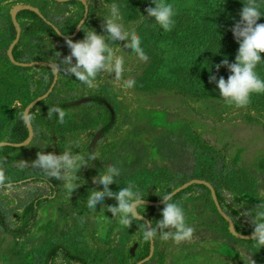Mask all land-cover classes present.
Returning <instances> with one entry per match:
<instances>
[{
	"label": "rangeland",
	"instance_id": "obj_1",
	"mask_svg": "<svg viewBox=\"0 0 264 264\" xmlns=\"http://www.w3.org/2000/svg\"><path fill=\"white\" fill-rule=\"evenodd\" d=\"M78 1L88 5L95 3L90 14L87 7L80 20L83 30H95L104 35V21L111 7L116 5L122 29L141 37V48L148 59L142 60L127 46L128 41L109 39L106 42L113 57L123 58V70L118 76L101 70L89 85L70 71L75 60L66 62L71 52L67 43L49 37L41 39L36 57L56 63L62 74L56 80L57 87L48 91L45 98L50 94L63 99L73 95H100L116 111V124L109 132H103L100 127L105 111L84 108L78 128L71 132L57 134L41 130L37 133L30 118L34 105H27L32 137L21 151L9 157V171L18 174L22 170H37L60 184L59 189H65L66 194L59 193L39 209L37 222L28 235L16 240L0 235V264H34L36 251L52 238L66 237L74 227L77 232L72 233L71 243L90 257L91 261L85 264H117V251L135 253L142 229L140 220L144 218L151 223V229L157 231L159 248L164 249L171 237L163 239L161 236L176 230L158 227L163 209L154 202L150 203V210H142L141 219L129 217L128 227L122 226L119 216L109 211L116 204L110 206L102 202L83 218L72 210V200L78 195L101 187L96 181L109 167L119 171L114 182L124 183L136 178L140 188L145 186L149 190L147 194H155L160 201H165L166 193H172L173 197L180 188L193 183L204 184L209 189L215 211L210 204L209 207L203 204V199H207L204 195L184 197L189 199L182 207L186 224L194 231L191 238L171 243L170 264H176L183 257L187 258L185 264H194V257L202 249L209 253L211 264H261L258 249L253 251L240 240L251 237L249 210L264 204V109L257 99L258 93H253L245 106L228 103L220 96L215 80L210 82V77L227 79L230 72L227 66L216 71L215 65L220 61L214 62L209 50L198 62L197 38H203V44H210L214 15L206 11L196 14L188 5H182V0H164L176 10L174 27L165 32L144 11L154 6L151 0ZM58 7L49 6L51 17L65 14L66 8ZM82 28L78 40L85 36ZM128 80L135 81L133 87H124ZM20 104L17 101V105ZM66 151L80 154L86 161L76 174L75 191H69L68 181L53 177L33 164L40 152L63 154ZM89 156L94 158L89 159ZM202 172L206 176H196ZM213 183L221 189L223 204ZM41 186L44 184L7 189L3 195L6 207L19 209L28 193ZM139 191L142 196L144 192ZM216 200L231 222L220 213ZM219 216L228 222L231 236L224 231L226 226ZM223 249L229 258L218 252Z\"/></svg>",
	"mask_w": 264,
	"mask_h": 264
},
{
	"label": "trees",
	"instance_id": "obj_2",
	"mask_svg": "<svg viewBox=\"0 0 264 264\" xmlns=\"http://www.w3.org/2000/svg\"><path fill=\"white\" fill-rule=\"evenodd\" d=\"M247 2L248 0H182V5H188V9L196 14H198V11H206V13L211 12L214 15L213 23H211L214 34L210 36V44H203V38H197L200 44H198V51L200 48L198 62L201 61V58L208 50L214 62L220 61L221 63L225 58L229 60V63L235 61L239 44L231 29L240 20L239 13L244 3ZM256 2L264 4V0H256ZM26 4H31L36 10L25 8ZM49 6L57 7L56 9H59L58 6L66 8L65 14L51 17ZM87 7L90 14L92 8L94 9L95 7V3L88 5L78 0L64 2L57 0H0V143H6L0 146V175L4 177L3 182H0V235H9L14 240L22 238L31 232L37 222L38 212L42 206L57 198L59 193L66 194L65 189H59L60 184L37 170H22L18 174L9 171V157L23 149V147L16 144L25 143L31 135L26 113L27 105L44 97L56 78L54 68L51 65L20 66L14 62L31 63L41 60L35 54L39 52L42 38L49 37L65 43L68 39L77 41L81 32L76 36L75 33ZM15 8H20L15 15L18 24L21 26V36L11 50L12 57L10 59L9 50L18 33L13 15ZM263 18L258 23H261ZM190 21H192V18ZM205 30L207 31L208 29ZM45 60L49 61L48 59ZM193 64L196 65L195 62ZM257 71L264 78V65H258ZM61 75L60 71L59 78H61ZM257 99L264 109V93H258ZM17 101L21 102V104L17 105ZM57 108L66 113L63 122L58 119V114L55 112ZM84 108L87 111L96 109L105 111V118L102 119L104 123L100 127L101 131L109 132L116 124V111L108 100L100 95H90L88 97L73 95L68 99H63L54 98L50 94L47 98L34 104L30 111V118L37 133L44 130L63 134L71 132L75 127L78 128V120L79 117H82ZM77 110L78 113H76ZM219 173L221 175L223 171L220 170ZM196 176L204 177L206 175L202 172L197 173ZM212 180H214V177ZM40 183H43L44 186L29 192L19 209H8L6 207L3 195L7 189L24 185L30 186L31 184L39 185ZM137 183L138 180L132 177L129 182H114L108 188L116 193L132 184L136 189L144 192L142 194L143 202L153 203L161 200L155 194H147L148 188L145 186L140 188ZM213 184L218 198L223 204L221 189L215 183ZM72 191H75V189ZM91 191L102 193L104 188H90L84 195L80 194L72 200V210L82 218L90 210L87 208V198ZM196 194L204 195L207 199H203V204L206 206L210 204V208L215 211L210 191L201 183H193L180 188L179 193L172 197V202H178L183 205L189 200L185 199L186 195H191L192 197V195L196 196ZM103 202L110 203V206L118 203L115 197L108 196H105ZM165 205L158 206V208L163 209ZM143 207L148 210L152 208V206L144 203ZM153 208H156V206ZM142 210H140L141 213ZM219 217L224 227L226 226L224 231L231 236L228 222L222 216ZM140 223L142 229L139 233L138 247L135 253L117 251L115 254L116 258H119L116 262L117 264H135L149 255L151 243L150 240H145L143 236L144 227H148V223L145 218L141 219ZM76 230L75 227L72 231L69 230L70 232L62 239L52 238L44 247L40 248L39 252L36 251L34 264H57L58 262L63 264H85L91 261L89 256L87 257L85 253H81L80 249L78 247L75 248L71 243L73 240L72 233L77 232ZM240 241L244 245L251 247L253 251L258 249L256 251V253L259 252L257 258L261 264H264V248L256 247L251 237ZM164 251V249L157 247L154 260L152 259L147 264H154L153 261L163 263L165 259Z\"/></svg>",
	"mask_w": 264,
	"mask_h": 264
},
{
	"label": "clouds",
	"instance_id": "obj_3",
	"mask_svg": "<svg viewBox=\"0 0 264 264\" xmlns=\"http://www.w3.org/2000/svg\"><path fill=\"white\" fill-rule=\"evenodd\" d=\"M154 6L147 7L144 11L147 17L154 18V23L158 24L165 32H169L174 27L173 17L176 10L171 3H165L164 0H151ZM264 4L257 3L256 0H248L244 3L239 16L240 20L234 24L231 31L239 44L235 61L229 63L225 58L220 64L215 65L216 71L222 66H227L230 75L225 79L220 76L218 79L210 77V82L215 80L219 89L220 96L228 103H234L238 106H245L250 102L253 93H264V78L257 71L258 65H264V23L258 21L264 17ZM144 16V15H142ZM121 14L116 5L111 7L110 15L105 19L103 25L104 34H98L95 30L86 31L82 40H66L70 48V55L66 62L71 63L75 60V65L70 71L80 80L91 85L101 70L115 73L117 76L123 70V58H114L112 50L107 40L128 41V47L131 48L142 60H147L141 48V37L136 33H129L122 29L120 23ZM135 84L134 80L125 82L124 87L130 88ZM55 112L58 119L63 122L66 113L57 108ZM94 156H89V159ZM86 163L80 154L64 152L63 154L38 153V158L33 162L53 177L68 181L69 191L74 190L77 179L76 174ZM119 175L118 169L109 167L106 174L100 176L96 181L99 186L104 188V192L91 191L87 198V208L95 210L97 205L104 201L105 196L115 197L117 205L110 207L114 215L119 216V223L128 227L131 223L129 217L141 219L139 215L143 207V198L140 191L130 184L128 187L120 189L118 192H112L108 186L114 183V176ZM4 177L0 175V182ZM163 199L168 201L162 210V219L158 222L159 228H174V233H164L163 239L173 238L180 242L191 238L193 228L187 226L185 213L178 202H172V193H166ZM249 222L252 225L251 240L255 242L258 248H264V204H258L254 210H249ZM143 236L145 240L154 239L157 236L155 229L149 230L144 227Z\"/></svg>",
	"mask_w": 264,
	"mask_h": 264
},
{
	"label": "crops",
	"instance_id": "obj_4",
	"mask_svg": "<svg viewBox=\"0 0 264 264\" xmlns=\"http://www.w3.org/2000/svg\"><path fill=\"white\" fill-rule=\"evenodd\" d=\"M19 10V9H18ZM18 10H16V8L14 9V13H17V11ZM20 26V25H19ZM20 31H21V26H20ZM79 33V32H78ZM78 33L76 34V35H78ZM75 35V36H76ZM20 36H21V34H20ZM11 48V47H10ZM10 57V56H9ZM10 59H11V57H10ZM15 63V62H14ZM18 63H20V64H25V65H20V64H17V63H15L16 65H20V66H32V65H36V64H41V65H51L53 68H54V71H55V74H56V78H55V80H54V83L52 84L53 85V88H52V90L56 87V80L57 79H59V75H60V71H59V67H58V65L56 64V63H54V62H52V61H41V60H38V61H33V62H31V63H21V62H18ZM52 87V86H51ZM51 90V91H52ZM168 201H158V202H154L155 204H157V205H165L166 203H167ZM144 204H146V205H150L149 203H148V201H146V202H144ZM182 207H184V205H181ZM208 213H209V211H208ZM208 213H207V216H209L208 215ZM147 223H148V226H149V228H150V230H151V223L149 222V221H147ZM207 225V224H206ZM212 226V225H211ZM208 228H209V226H208ZM171 239V241H167V242H169V243H166L165 242V245L166 244H168L165 248H164V252H165V259H164V261H163V263H156V262H154L153 261V263L154 264H170V259H169V256H170V252H171V249L169 248L170 246H171V243L172 242H174L175 240L173 239V238H170ZM158 240H159V237L158 236H156L154 239H150V243H151V251H150V253H149V255L146 257V258H144V259H142V260H140V261H138V262H136L135 264H138V263H140V264H147V263H149L152 259L154 260V256H155V254H156V250H157V247H159L158 246ZM170 244V245H169ZM174 244V243H173ZM205 244V243H204ZM208 247H209V244H206ZM202 246H204V245H202ZM211 246V245H210ZM207 248V247H206ZM203 250L204 249H202V251L201 252H199V253H197V255H196V257H194L195 259H194V264H211L210 262H209V253L207 252V251H205V252H203ZM222 256H224V257H226V258H229V254H227V253H225V251H224V249L220 252V251H218ZM211 255V254H210ZM185 259L187 260V258H185V257H183V259L182 258H180L179 260H178V262H176V264H185L184 262H185Z\"/></svg>",
	"mask_w": 264,
	"mask_h": 264
},
{
	"label": "water",
	"instance_id": "obj_5",
	"mask_svg": "<svg viewBox=\"0 0 264 264\" xmlns=\"http://www.w3.org/2000/svg\"><path fill=\"white\" fill-rule=\"evenodd\" d=\"M57 1H59V2H64V1H68V0H57ZM84 2H85V1H84ZM24 7H25V8H30V9H35V8H33V7H31V6H28V5H27V6H24ZM18 9H20V8H16V10H18ZM35 10H36V9H35ZM15 14H16V13L13 12L14 19H15V21H16L17 28H18V33H17V36H16L15 41L12 43L11 48H10V50H9V56H10V57H12L11 50H12L13 46H14V45L18 42V40L20 39V34H21L20 26H19V24H18V22H17V20H16V15H15ZM80 28H81V24L78 25V30H77V32L75 33V35L80 31ZM15 63L20 64V63H18V62H15ZM20 65H25V64H20ZM52 88H53V85H52V87L49 89V91H51ZM46 96H47V94H46L44 97H42V98H45ZM39 100H41V98L35 100V101L31 104V106L34 105V104H36ZM29 109H30V107L26 110L27 115H28ZM28 121H29V118H28ZM29 127H30V129H31L30 122H29ZM31 137H32V129H31V135H30L29 139H28L25 143L16 144V145H17V146H20V147L26 145V144L30 141ZM3 144H6V143L2 142V143H0V146L3 145ZM148 203L150 204V203H152V202H148ZM215 203H216V205H217V207H218L220 213H221L225 218H227V219L230 221L229 217H228V216L222 211V209H221V207H220V205H219V203H218L217 200L215 201ZM230 222H231V221H230ZM140 263H141V262H140ZM140 263H138V264H140Z\"/></svg>",
	"mask_w": 264,
	"mask_h": 264
}]
</instances>
